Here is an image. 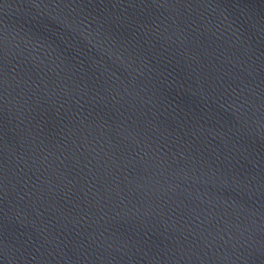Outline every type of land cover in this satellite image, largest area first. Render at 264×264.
Segmentation results:
<instances>
[{
  "label": "water",
  "instance_id": "obj_1",
  "mask_svg": "<svg viewBox=\"0 0 264 264\" xmlns=\"http://www.w3.org/2000/svg\"><path fill=\"white\" fill-rule=\"evenodd\" d=\"M0 264H264V0H0Z\"/></svg>",
  "mask_w": 264,
  "mask_h": 264
}]
</instances>
